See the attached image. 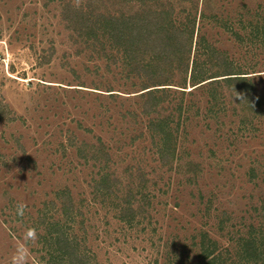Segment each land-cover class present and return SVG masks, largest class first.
Wrapping results in <instances>:
<instances>
[{
    "label": "rangeland",
    "instance_id": "374dc122",
    "mask_svg": "<svg viewBox=\"0 0 264 264\" xmlns=\"http://www.w3.org/2000/svg\"><path fill=\"white\" fill-rule=\"evenodd\" d=\"M74 4L0 0V264L29 227L38 233L29 264H44L55 223L89 264H205L203 233L223 254L251 225L264 233V120L245 125L231 104L210 113L206 95L174 83L159 117H174L179 159L159 160L137 96L145 76L105 41L79 37L87 30ZM79 8L137 10L116 0ZM206 10L196 33L262 75L264 0H208Z\"/></svg>",
    "mask_w": 264,
    "mask_h": 264
},
{
    "label": "trees",
    "instance_id": "16d2710c",
    "mask_svg": "<svg viewBox=\"0 0 264 264\" xmlns=\"http://www.w3.org/2000/svg\"><path fill=\"white\" fill-rule=\"evenodd\" d=\"M207 2L116 0L118 6L135 5L137 10L127 14L118 9L113 14L98 13L97 17L94 12L87 13L82 8L73 7L84 22L79 31L87 30L84 35H79L80 38L93 44L105 41L120 53L123 61L145 76L142 93L137 96L146 102L144 115L150 117L148 131L157 140V155L161 161L172 162L176 156L179 159L174 117H159L163 97L170 89L165 87L175 86L174 83L179 84L177 87L181 88L179 92L183 95H193L198 90L206 95V110L210 113L215 114L216 109L231 104L232 117L240 116L245 125L264 120V87H259L261 82L251 79H264V73L258 74L253 66L247 69L235 66L200 29L196 33L198 19L202 23L209 19ZM211 16L218 15L212 13ZM74 20L77 18L70 19L71 22ZM235 36L239 37L238 34ZM102 50L106 52L105 45ZM249 74L254 76L247 77ZM188 84L193 87L189 92L185 91ZM177 110L181 115L183 106H178ZM225 117L217 118L220 126L225 125ZM260 218V228L264 229V216ZM52 225L55 230H49L45 235L46 240L50 236L53 242L49 245L50 256L43 258L47 260L44 264H89L84 260L79 244L66 237L59 223ZM251 229L252 232L228 247V251L234 249L233 255L231 251L223 254L218 241L203 233L199 244L200 257L205 264H236L238 260L243 264H264V233L257 234L253 225Z\"/></svg>",
    "mask_w": 264,
    "mask_h": 264
},
{
    "label": "clouds",
    "instance_id": "9594fccd",
    "mask_svg": "<svg viewBox=\"0 0 264 264\" xmlns=\"http://www.w3.org/2000/svg\"><path fill=\"white\" fill-rule=\"evenodd\" d=\"M74 6L79 8L80 0H75ZM26 205L18 203L16 205V213L18 216H23ZM38 240V233L35 228L29 227L26 229L21 242L16 245L15 251L11 258V264H29L30 249L29 243H34Z\"/></svg>",
    "mask_w": 264,
    "mask_h": 264
}]
</instances>
